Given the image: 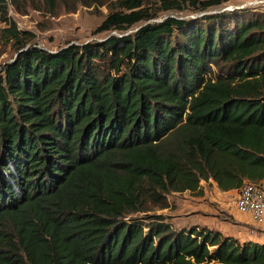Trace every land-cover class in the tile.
Returning <instances> with one entry per match:
<instances>
[{
  "label": "trees",
  "instance_id": "16d2710c",
  "mask_svg": "<svg viewBox=\"0 0 264 264\" xmlns=\"http://www.w3.org/2000/svg\"><path fill=\"white\" fill-rule=\"evenodd\" d=\"M19 1L0 0L17 48L0 74V264H264V243L134 216L203 180L263 181L264 6L72 0L108 4L97 30L121 34L49 51L10 17ZM186 9L200 15L151 22Z\"/></svg>",
  "mask_w": 264,
  "mask_h": 264
},
{
  "label": "rangeland",
  "instance_id": "374dc122",
  "mask_svg": "<svg viewBox=\"0 0 264 264\" xmlns=\"http://www.w3.org/2000/svg\"><path fill=\"white\" fill-rule=\"evenodd\" d=\"M241 3L242 0H231L224 7H234L235 4ZM9 5L12 20H15L21 29L35 33V38L30 44H37L49 51H55L72 44L100 41L112 34H121L116 30H97L110 11L108 4L103 5L97 3L89 7L68 0L61 1L54 11L48 10L40 0H20L16 4ZM2 14L0 8V30L7 26V23L2 21ZM174 15L194 18V16L200 15V12H193L188 9L183 11L160 12L158 17L151 20V22ZM145 23V21H141L125 33H133ZM16 54V46L11 43L6 44L0 39V74L6 63L14 61ZM192 198L193 196L190 192L174 194L169 198L170 206L168 208L155 207L150 204V210L148 212H139V214H134V216L146 214L159 215V213H163L169 215L170 219L175 224H178L181 220H175V218L182 216L180 211H183V209L186 210V202H191L193 200Z\"/></svg>",
  "mask_w": 264,
  "mask_h": 264
},
{
  "label": "crops",
  "instance_id": "0c3cea01",
  "mask_svg": "<svg viewBox=\"0 0 264 264\" xmlns=\"http://www.w3.org/2000/svg\"><path fill=\"white\" fill-rule=\"evenodd\" d=\"M251 1L242 0L241 4L235 5ZM261 183L264 186V179ZM201 186L203 194L197 196L191 193L193 200L187 201L186 210L180 211L182 216L175 218V220H181L177 226L201 224L212 229L222 230L225 234L242 241L264 243V224L257 226L249 214L243 213L237 208L236 198L240 189L224 191L218 188L214 182L206 180L201 182Z\"/></svg>",
  "mask_w": 264,
  "mask_h": 264
},
{
  "label": "built area",
  "instance_id": "2783aa9c",
  "mask_svg": "<svg viewBox=\"0 0 264 264\" xmlns=\"http://www.w3.org/2000/svg\"><path fill=\"white\" fill-rule=\"evenodd\" d=\"M264 6V0H252L246 4L234 5V7ZM227 7L226 9H234ZM237 208L251 216L257 226L264 224V186L261 182H246L239 190L236 198Z\"/></svg>",
  "mask_w": 264,
  "mask_h": 264
}]
</instances>
